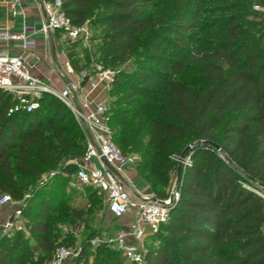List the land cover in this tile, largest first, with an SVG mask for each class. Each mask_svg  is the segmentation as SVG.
Here are the masks:
<instances>
[{
	"label": "trees",
	"instance_id": "16d2710c",
	"mask_svg": "<svg viewBox=\"0 0 264 264\" xmlns=\"http://www.w3.org/2000/svg\"><path fill=\"white\" fill-rule=\"evenodd\" d=\"M156 1L62 0L72 24L102 27L96 49L101 70L113 72L105 99L112 139L123 155H137L134 168L156 197L167 196L181 151L197 143L189 152L191 163L181 169L179 199L168 222L148 236L161 238L146 251L144 264H264V198L244 185L263 191L258 183L264 184V19L253 4L264 0H214L211 6L207 0H164L169 9L160 17L148 10ZM207 13L218 15L201 18ZM149 34L151 44L143 45ZM186 42L188 55L180 52ZM77 44L64 51L76 74L90 57L86 50L77 52ZM129 59L131 71H124ZM14 103L0 89V195L23 200L25 231L37 251L23 230L2 235L0 264H48L59 246L75 244L71 233H58L57 224L84 221L86 212L61 201L64 211L58 213L44 190L61 178L48 194L57 201L56 193H64L86 138L71 109L50 94L29 112H10ZM49 171L57 173L39 187L38 178ZM93 237L81 243L77 262L86 263ZM99 264L120 263L111 256Z\"/></svg>",
	"mask_w": 264,
	"mask_h": 264
},
{
	"label": "built area",
	"instance_id": "2783aa9c",
	"mask_svg": "<svg viewBox=\"0 0 264 264\" xmlns=\"http://www.w3.org/2000/svg\"><path fill=\"white\" fill-rule=\"evenodd\" d=\"M4 1L10 3L13 15L20 12L19 0ZM42 7L46 15L45 22L40 29L42 32L59 30L63 37L71 41H85L88 38L87 25L72 24L62 9V0L42 1ZM253 9L261 13L264 19V4L254 3ZM35 31L33 27L24 26L21 33H13L8 31L7 26H2L0 27V41L16 40L20 42L19 46L22 49H28L34 45L28 36ZM66 65L72 71L69 63ZM86 74L87 72L83 71L81 78ZM112 77L113 72L111 70L100 69L95 73V76H91L88 85L89 90L91 92L96 91L100 86L108 89ZM0 89L9 93L15 101L9 109L10 112L15 110L29 112L37 108L44 94L58 98L71 109L86 138L84 154L75 160L74 177L81 185L91 186L105 195L107 211L112 219L119 220L126 215H133L134 223L115 232L109 241L117 242L130 260L141 264L142 257L135 253L134 244L142 242L168 222L171 210L179 199L177 184L174 183L171 186L165 198H158L155 195H141L135 198L129 196L124 189L120 173L123 167L135 163L137 155H123L113 142L105 99L95 102L92 106L88 98H85L84 101L79 100L81 106L79 112L68 87L62 89L55 87L50 82L31 73L22 56L10 55L1 49ZM105 161L110 163L118 174L110 170ZM190 163L191 159L188 154L183 161V167ZM56 173L57 171H49L41 174L37 180V185L39 187L45 186ZM247 187L249 188V186ZM252 190L264 198V190ZM12 203L13 200L9 194L0 195V206ZM21 208L22 206L17 208L14 211V216L3 225V235L6 237H10L16 230H25V227L20 225L19 220H17V217L21 215ZM129 239L134 244H128ZM101 241L99 237L91 239L92 244ZM77 256L78 251L70 247L59 246L48 264H82L75 260Z\"/></svg>",
	"mask_w": 264,
	"mask_h": 264
},
{
	"label": "rangeland",
	"instance_id": "374dc122",
	"mask_svg": "<svg viewBox=\"0 0 264 264\" xmlns=\"http://www.w3.org/2000/svg\"><path fill=\"white\" fill-rule=\"evenodd\" d=\"M243 2L244 0H234V2ZM215 2L214 0H207L205 5L211 6L214 5ZM224 3V2H221ZM169 9V5L167 3H165L164 0H157L155 2V4L152 7H149L148 10L151 14H153L154 16H158L160 17L161 15L167 16V13ZM238 8H234L230 11H237ZM249 13V11H248ZM214 15H218V14H204L201 15V18L203 19H209L210 17H213ZM173 17L174 16H170L169 18H167V23H171L173 21ZM88 28V38L85 41H78L77 44V52L80 51H84L86 50L90 57L88 60L87 65L84 66L83 70L76 74L73 69L72 71H70L66 65V63H68V60L66 55H65V49L70 47L72 45V41L63 37L61 34L59 33H54V39L56 42L55 45V49H54V55L56 56L57 62L59 63V65L61 66L62 70L64 72H66L67 74H72L74 77L78 78V81L81 80V73L83 71L89 73L90 75L88 76V80L86 81V83L84 85H80L79 82L77 83V85L75 86V84H72L69 89L71 91V93H75L78 101H84L85 98H89L88 100L90 101V105L92 106L93 101L91 98L92 96V92L89 90V81L91 76H95V73L97 71H99L101 69V64L99 62V53L97 52V47L101 44V33H102V27H98L97 25H87ZM156 32L157 34H159L160 36H163V31L161 30V28L156 27ZM151 37L152 34L147 35L142 41L141 43L144 45H150L151 42ZM198 39L201 37L200 34L197 35ZM205 38L208 37H213V34H210V36H204ZM191 49V45L186 42L184 44V46L182 47V49L180 50L181 54H189V51ZM141 50V47H140ZM169 51H174V49L171 47L169 49ZM148 53H150V50L148 51ZM170 53H163L164 56H169ZM133 59H129L127 62H125V64L123 65L122 69L124 71H131V66L133 64ZM66 62V63H65ZM151 67H154L156 69H159L158 65L156 63H152L150 64ZM71 67V66H70ZM189 78L190 80H193L194 82H196V69L193 67L189 68ZM104 90V91H102ZM108 89L102 88V86H100L96 91L98 94H101L102 96L105 94V99H107V95H108ZM107 106V104H106ZM72 174H70L69 176V181L68 179L64 180V184H63V188H64V193L62 194H57L56 193V199L57 201H52L51 197L49 196V192L50 191H54L53 189L56 188V185L58 183H60L61 181H63V179L61 178H55L53 180L52 183L49 184V186L47 188H45V196H48L47 202H49V204L53 205V206H57V208H59L58 213H61L64 211V209L62 207H60V202H66L69 203L71 206H80L83 207V210H85L86 212V216H85V220L84 221H79V222H75L74 224H70L67 222H59L57 224V230L59 231L58 233L64 234V233H71L74 236L75 239V244L74 247H72L73 250L78 251L81 243L84 241V239L91 235V237H99V239H101V242H98L96 244H92L90 242V247L87 249L86 253H85V258H86V263L85 264H99V262H101L102 260H106L109 259V257L111 256H115L116 257V262H119L120 264H137L135 261L130 260L124 253V250L121 249L119 247V244H117V242H112L109 241V239L112 237V233H115L119 230H121L123 228V223H125V220H114L112 218H110L108 211H107V203H106V198L105 195L103 193H99V192H95L93 190L92 187L88 186V185H81L80 183H78L74 177V171L71 172ZM178 181H176V178L174 179V181L172 180L170 182L168 191L170 190L171 186L176 183ZM247 186H249L250 189H254V190H258L256 185H252V184H246ZM92 188V189H91ZM124 189L127 191L128 189L126 187H124ZM129 196L131 197V194H129ZM24 202L23 200L20 202L14 201L11 204V209L13 208V210L15 211L17 208H20V206H24ZM33 206H35V204H31ZM59 205V206H58ZM1 207V206H0ZM37 209V207H36ZM1 210V208H0ZM57 215H53L51 216L52 219H54ZM17 220H19L20 225H22L24 227V223H23V217L22 214L20 216L17 217ZM17 231V230H16ZM25 231V230H23ZM25 238L28 239L30 245H32V252L35 255L37 248L33 245V241L31 240L30 236H28L27 232L25 231ZM93 237V238H94ZM91 238V239H93ZM160 238L161 237H156V238H146L144 239L142 242H137L135 243V253L140 255L142 257V263L144 264V255L146 253V251L148 249H152L153 247H155L156 245H159L160 243ZM100 244H105V245H101ZM130 244V243H128Z\"/></svg>",
	"mask_w": 264,
	"mask_h": 264
},
{
	"label": "crops",
	"instance_id": "0c3cea01",
	"mask_svg": "<svg viewBox=\"0 0 264 264\" xmlns=\"http://www.w3.org/2000/svg\"><path fill=\"white\" fill-rule=\"evenodd\" d=\"M42 1L43 0H19L20 12L13 15L10 3L0 0V27L7 26L8 31L13 33H21L24 26L33 27L36 30L28 36V39L34 44L30 48L22 49L19 46L20 42L16 40H1L0 49L7 51L10 55L22 56L31 73L50 82L55 87L62 89L67 86H65L63 81L60 79L58 71L59 63L57 62L56 56L54 55L53 57L51 53L48 34L40 30L42 24L45 22V13L42 7ZM52 40L54 52L56 45L54 32H52ZM66 75L71 80V85L75 84L76 86L78 82L80 84L77 77L67 73ZM92 96L93 97L91 98H94L92 99L93 103L105 99V94L102 96L101 94H98L97 91H93ZM120 178L123 186L128 189L126 192L131 194L132 198L139 197L141 195H154L147 182L137 173L134 165H127L123 167L120 173ZM9 206H11V204H5L0 207V237L3 235V225L14 216V210ZM123 219L125 220L123 228H126L134 223L133 215H126L119 220ZM127 242L134 244V242L130 239Z\"/></svg>",
	"mask_w": 264,
	"mask_h": 264
},
{
	"label": "water",
	"instance_id": "95a60500",
	"mask_svg": "<svg viewBox=\"0 0 264 264\" xmlns=\"http://www.w3.org/2000/svg\"><path fill=\"white\" fill-rule=\"evenodd\" d=\"M45 19H46V15H45ZM47 34H48V38H49L50 50H51V53H52V55L54 57V52H53L54 45H53V40H52V32L48 31ZM58 71H59L60 79L63 81L64 85L67 86V87H70L71 86V80L68 78L66 73L62 70V68L59 65H58ZM72 97H73V102H74L77 110L80 112L81 111V106H80V103L78 101V98H77L76 94L72 93ZM203 143L211 145L217 151H220V147L216 143H214L212 141H203ZM195 144H197V143H190V144L186 145L183 148V150L181 151V153H180V155L178 157L177 170H176V181H178V179H179L181 169L183 168L184 159L189 154L190 150L192 149V147ZM105 163H106L107 167L110 170H112L114 173L118 174L117 170L110 163H108L107 161H105ZM258 185L264 190V184L258 183Z\"/></svg>",
	"mask_w": 264,
	"mask_h": 264
}]
</instances>
